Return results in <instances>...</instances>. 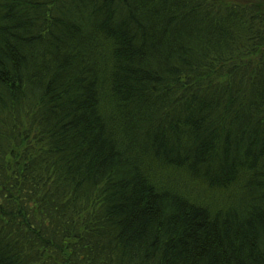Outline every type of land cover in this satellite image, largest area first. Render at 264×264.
I'll list each match as a JSON object with an SVG mask.
<instances>
[{
	"label": "trees",
	"instance_id": "16d2710c",
	"mask_svg": "<svg viewBox=\"0 0 264 264\" xmlns=\"http://www.w3.org/2000/svg\"><path fill=\"white\" fill-rule=\"evenodd\" d=\"M0 264H264V0H0Z\"/></svg>",
	"mask_w": 264,
	"mask_h": 264
}]
</instances>
